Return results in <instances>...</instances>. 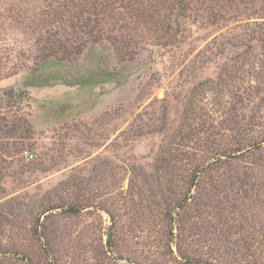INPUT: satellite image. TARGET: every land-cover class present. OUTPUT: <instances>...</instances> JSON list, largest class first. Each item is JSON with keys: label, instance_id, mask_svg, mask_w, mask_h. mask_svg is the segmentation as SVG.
I'll return each instance as SVG.
<instances>
[{"label": "rangeland", "instance_id": "rangeland-1", "mask_svg": "<svg viewBox=\"0 0 264 264\" xmlns=\"http://www.w3.org/2000/svg\"><path fill=\"white\" fill-rule=\"evenodd\" d=\"M168 2L186 24L128 58L55 34L56 0H0V264H264L262 67L226 80L220 46L264 0Z\"/></svg>", "mask_w": 264, "mask_h": 264}, {"label": "trees", "instance_id": "trees-1", "mask_svg": "<svg viewBox=\"0 0 264 264\" xmlns=\"http://www.w3.org/2000/svg\"><path fill=\"white\" fill-rule=\"evenodd\" d=\"M151 1L157 4V17H155L156 11L152 9L153 3ZM168 1L169 0H56V5L54 3L51 4L55 6L56 9L53 16L58 18L59 22L66 19L70 31L63 26H59L62 27L63 31H59V27H57L55 34L59 33L66 37L65 40H71L73 36H76L77 33L81 31L88 35L89 40L92 38L93 41L111 42L115 49L118 50L119 54L123 52L128 58H131L130 55L132 51L134 50L136 52L140 44L145 42L155 43L157 41V45H160V43H162V38L174 37L176 28L180 29L186 24L189 13L185 12V10H178V5H176V3ZM213 1L214 3L217 2V5L219 4V0ZM227 1L228 3L226 6H231L233 0ZM223 7L224 5L221 6V18L224 19L225 22L231 23V20L235 19L233 16L230 17L231 20H229V18L227 19L222 11ZM106 21H111L109 27L101 25V23L103 24ZM90 23L93 27L87 29L89 28L87 24ZM148 23H150V26L147 25ZM229 23H226V25ZM156 24L157 30L150 32ZM243 30V32L236 34L227 32V34L223 36L225 40L220 46L226 47L225 51L227 50L229 53L227 56L234 62V72L229 71L227 66L223 70V75L225 72L226 80H228L227 77L234 80L238 78L243 84L247 83L246 76L249 75L251 71H247L245 66L248 65L247 59H250L249 62L253 61L262 67L259 68L261 70L256 71L255 74L250 73L251 76H255V81H257V83L264 84V59H259L258 56H254L253 58L247 56V54H250L258 48H260L264 56V21H255L253 25H243ZM160 31L165 33H161ZM170 31L171 34L169 33ZM253 43L255 45H253ZM58 48L59 47H49L48 53L43 57V61L48 59L52 60L54 56L53 53L57 52ZM238 72L241 73L238 74ZM209 89L212 90V87H209ZM254 89L255 86L248 82V86H244L242 89V94L245 95L244 99H250L249 91L252 94ZM5 93L11 97L14 96V91L12 89L5 90ZM256 97L260 99L258 104L261 106L264 105V95L257 96L256 91ZM4 126L9 127L7 129L12 132V130L16 131L20 128L21 122L15 119L10 126L8 123H5ZM243 139L250 140V138L245 135ZM256 142L258 141L255 140L251 143L255 144Z\"/></svg>", "mask_w": 264, "mask_h": 264}, {"label": "built area", "instance_id": "built-area-1", "mask_svg": "<svg viewBox=\"0 0 264 264\" xmlns=\"http://www.w3.org/2000/svg\"><path fill=\"white\" fill-rule=\"evenodd\" d=\"M26 154L28 155L29 159L34 158V153L26 151Z\"/></svg>", "mask_w": 264, "mask_h": 264}]
</instances>
